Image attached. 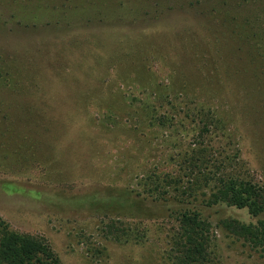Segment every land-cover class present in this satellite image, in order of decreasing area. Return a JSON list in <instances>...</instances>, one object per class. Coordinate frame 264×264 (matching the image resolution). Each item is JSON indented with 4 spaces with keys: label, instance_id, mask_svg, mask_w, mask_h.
Segmentation results:
<instances>
[{
    "label": "rangeland",
    "instance_id": "obj_1",
    "mask_svg": "<svg viewBox=\"0 0 264 264\" xmlns=\"http://www.w3.org/2000/svg\"><path fill=\"white\" fill-rule=\"evenodd\" d=\"M221 178L264 190V0H0L11 230L62 264H174L191 208L207 264H264L225 228L256 218L208 205Z\"/></svg>",
    "mask_w": 264,
    "mask_h": 264
},
{
    "label": "trees",
    "instance_id": "obj_2",
    "mask_svg": "<svg viewBox=\"0 0 264 264\" xmlns=\"http://www.w3.org/2000/svg\"><path fill=\"white\" fill-rule=\"evenodd\" d=\"M218 184L216 194L208 205L222 201L230 206L246 208L256 218L255 222L228 220L225 228L264 252V190L238 179L221 178ZM184 201L190 203L187 200L181 203L184 204ZM175 220L177 231L171 255L174 264H207L210 223L197 209L191 208L177 211ZM0 264L62 263L47 243L11 230L5 221L0 220Z\"/></svg>",
    "mask_w": 264,
    "mask_h": 264
}]
</instances>
